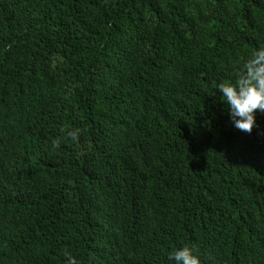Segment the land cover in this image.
Returning <instances> with one entry per match:
<instances>
[{"label": "trees", "instance_id": "obj_1", "mask_svg": "<svg viewBox=\"0 0 264 264\" xmlns=\"http://www.w3.org/2000/svg\"><path fill=\"white\" fill-rule=\"evenodd\" d=\"M259 46L264 0H0V264H264Z\"/></svg>", "mask_w": 264, "mask_h": 264}, {"label": "clouds", "instance_id": "obj_2", "mask_svg": "<svg viewBox=\"0 0 264 264\" xmlns=\"http://www.w3.org/2000/svg\"><path fill=\"white\" fill-rule=\"evenodd\" d=\"M215 93H219L232 127L250 134L256 126V112L264 113V46L257 47L239 63L234 80L216 82ZM78 132H69L68 136L75 141ZM166 258L171 264H201L188 246L170 250ZM66 264L76 261L69 257Z\"/></svg>", "mask_w": 264, "mask_h": 264}]
</instances>
